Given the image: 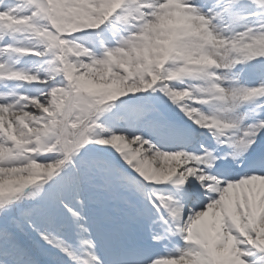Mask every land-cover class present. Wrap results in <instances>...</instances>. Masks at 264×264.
<instances>
[{"label": "rangeland", "instance_id": "374dc122", "mask_svg": "<svg viewBox=\"0 0 264 264\" xmlns=\"http://www.w3.org/2000/svg\"><path fill=\"white\" fill-rule=\"evenodd\" d=\"M0 3L3 7L0 10V16H2L1 13L11 12L8 19L0 20V31H7L12 25L18 28L17 25L22 24L19 28L23 32L36 37L21 47V53H11L8 59L0 61V80L6 79L4 83L12 89L13 86L18 88L21 80L29 87L33 85L32 82L37 84L35 75L38 73L61 79L52 99L53 103L52 100H48L47 103H22L20 109L14 111V115L9 114L8 118L27 117L28 119L19 120L16 129L13 125L9 128H0V147H2L0 171L18 170L13 176H0V182L7 181L6 185L0 187V205L20 195L24 188L48 179L55 185H63L62 188L65 190L64 185L69 181V176L58 174V170L64 166L66 157L77 145L89 144L93 147V151L100 155V159L104 158L105 161L106 157L112 156L121 165L126 164L125 166L130 170L136 172L140 170L143 162L142 160L137 161L140 155L135 156L132 149L125 152L120 151L119 155L112 153L118 145L114 138L115 126L112 127L108 123L109 117L113 116V107L143 111V118L148 120V124L156 123L158 128H161L164 122L161 119L163 114L153 108L147 110L142 105L143 101L146 102L143 96L146 90L156 100L163 97L168 99L171 98V94H175L174 90L168 87L162 89L155 86L159 72L164 71L161 62L167 61L171 56H177L176 52L180 55L186 53L187 61L191 60L190 68H198L201 65L200 70L203 67L206 70L205 64L201 61L203 58L201 54L204 49H207L205 44L214 42L212 31L220 28L214 19H211L213 22L211 28L208 25L202 26L200 19H190L191 15L186 17L181 9L171 2L167 3L168 7L164 11H155L154 18H149L150 14L146 17L141 16V13L137 11L138 5L132 3L131 0H0ZM258 4L264 8V0H259ZM118 5L124 7V13L123 11L117 12L116 6ZM227 12L230 31L240 30L241 37L239 36L234 43H228V47L220 50H218L219 46L214 44L212 50L205 56L206 60L212 59L222 66L224 63L220 59L221 54L226 52L228 56H230L229 53L235 55L242 45L244 48L241 49L240 55L246 53L249 55L247 57L241 55L240 59L250 58L252 57L250 54L264 50V36H256L255 39L249 37L254 29L264 30V10L259 12L260 15L251 24H244L241 20L237 21L238 18L231 11ZM120 14L129 18L132 25L138 27L139 30L135 37L131 35L129 40L121 42L119 46H110L107 36L106 39L102 37L105 32L104 26H108L109 16L119 17ZM36 22H43L42 28L32 26ZM52 25L64 35L52 31ZM92 28L95 29L90 30ZM96 29L98 30L94 31ZM93 33H100L99 36L103 41L101 44L97 39L91 40L89 36L94 35ZM23 51L26 53H22ZM2 53H0V58ZM29 54L35 56L32 57ZM16 55L23 57V62L28 65V69L30 65L34 64V66L27 71L14 70L13 65H8V61L10 62ZM160 78H163V75ZM20 87L23 90L26 86L22 84ZM0 90H3V87H0ZM183 95L184 92L181 93V98H184ZM121 97H137V99L133 103L128 100L125 103V101H119ZM178 100L181 102L180 98L175 102L172 101L174 112L182 119H191L190 116L196 113L197 108L186 109L180 103L178 104ZM101 103L105 104V109H98ZM39 108L44 110L45 114H37L36 110ZM199 115L207 119L206 112L199 111ZM93 157V155L80 153L75 154L74 160L83 161L84 165L85 162L93 164ZM150 157L151 154L142 156V158ZM158 164L160 167L166 166L163 162ZM93 169L96 172L101 169L105 171V165L100 164L94 166ZM104 171L101 176L104 175ZM154 171L155 168L151 169L149 174ZM110 175L108 174L107 178ZM112 177L116 178L113 173ZM82 178H85L84 175ZM156 182L159 183V181ZM96 184L101 186L99 187L101 192L110 190L105 183L97 182L94 185L97 186ZM49 185L47 189L51 187ZM115 186L119 187V184ZM50 191L36 190L31 198L52 205ZM94 192L96 193V190ZM149 194L151 195V192ZM59 196L61 200L56 195L57 201L61 204L65 201V197L63 194ZM115 198L118 199L117 196ZM233 199L234 197H232V203L235 201ZM263 199L261 202L264 205ZM158 200H163V198ZM159 201L158 204L163 207L162 210H165V204ZM221 202L224 203L227 200ZM118 206L116 205L113 211L116 216L122 217L124 214H121ZM22 209L24 208H19V212ZM156 210L161 218L165 219L164 213ZM150 211L153 215L155 214L151 209ZM7 218L10 220L9 215ZM2 219L0 216V227L4 224ZM11 223L10 221L7 224L11 225ZM51 225L54 228L57 226L55 222ZM248 228L246 229L248 232L239 235L240 238L237 237L234 247L249 255L252 251L249 252L246 246L248 244L257 249L260 255L251 254L252 256L241 258L239 261L246 264H264V244L260 241V236H257L260 235L256 233L258 227ZM227 232L223 230L219 234L227 237ZM187 239L186 249L197 245L192 238L187 236ZM212 242L206 246L210 252L216 245L213 238ZM239 242H242L244 246L238 245ZM4 250L11 252L8 248ZM234 251L236 255L237 250L234 249ZM212 254L209 260H212Z\"/></svg>", "mask_w": 264, "mask_h": 264}, {"label": "bare ground", "instance_id": "6f19581e", "mask_svg": "<svg viewBox=\"0 0 264 264\" xmlns=\"http://www.w3.org/2000/svg\"><path fill=\"white\" fill-rule=\"evenodd\" d=\"M43 80L45 81L44 83L36 85L33 88H31L29 91H26V93L24 94L26 96L24 97L23 102H28L29 98L32 99L30 103H36V102L37 103L38 102L47 103L48 100L53 99L54 94L58 90L57 86L60 85L61 79H58V78L54 79L50 75L44 74ZM222 84H225V82L222 81ZM52 88H54L55 91L53 93L48 92ZM9 98L10 99L8 101L7 100L8 98L6 99L4 96H0V113L14 110L18 107L19 104L11 105L13 103L12 102L13 98L12 97H9ZM50 102L48 104H50ZM186 102H187L186 100L183 101V103H186ZM52 103H53V100H52ZM1 105H4V106H1ZM36 112L37 114H45V111L42 110L41 108L37 109ZM27 119H28L27 117H18V118L17 117L16 118L3 117V118H0V128H5V127L9 128V126L13 125L16 129L18 127L17 124L19 120H27ZM114 132H115L114 138L118 145L115 147L112 153L119 155L120 151L125 152L126 150L132 149V151H134L135 153V156L140 155L137 161L142 160L143 165L141 166L140 170H138V172L142 175V178L145 179V183L147 185L152 186V184L155 183L156 181H159V182L165 181V183L168 185L169 183L173 182V184H175L177 187L182 188L181 186L182 183H180V179L178 178L176 179L174 177L171 178L174 175L173 173L176 169H178L179 167L183 168V166L181 165L183 161L181 159H179L177 156L161 155L155 149L148 148L143 143L138 142L137 139H132V138L127 139L124 134V131L120 129ZM126 133L129 134L130 131H127ZM116 149L119 151H117ZM1 150H2V147H0V151ZM149 154H151L150 158H142V156L149 155ZM161 162L166 163V166L165 167L158 166L159 165L158 163H161ZM154 168H155L154 173L149 174V171ZM17 172L18 170L0 171V176L2 175L13 176ZM188 179L199 181L201 180V177L195 178L193 176H190V178ZM260 179L261 181L264 182V175ZM69 181L71 182V180ZM6 184H7V181L6 182L2 181L0 182V187ZM241 184L243 185L233 186V189L227 188L224 191L221 197V200L222 199L228 200V203L222 204L219 201L216 203V205H213V204L208 205L209 203H212L213 200L211 196H209L210 194L204 195L203 193H201V189H200V194L196 197V199L189 200V203H193L194 206H197V210L202 209V211L200 212V214L194 215L193 219H189L192 222L191 228H193V230L191 228L187 229V233H191V235L189 234L190 238L195 240L197 245L195 247L194 246L189 247L188 249L184 248L183 252L181 253L177 251L176 254H179L180 256L177 258L169 259V260L167 259V253H165V251L164 252L154 251L153 253H151V257H157L159 259L151 261L150 264H213V263L214 264H246V263H243L242 261H239V258L236 256L247 257L249 256L247 253L246 255L245 253H242L243 251H240L239 253H237V255H235L234 253L235 252L234 249H236L234 245L235 243H237L235 240L237 239L236 236H238V232L236 231V229H234V227L226 228V230H228L227 232L228 240H227V237H225L223 234H219V232L223 230L222 228L224 226H227L229 224L232 225L231 220L228 218L230 211H231L233 213L232 218L236 219L235 221L237 223L236 227L240 229V231L242 232H247L245 230L249 227L248 225H252L254 221L258 222L259 225H258L257 233L260 235H257V236L258 237L260 236V241L264 244V205L262 204L263 202H261L262 200L261 198H264V185L257 186L255 182L253 183L245 182ZM199 186L203 188L204 186H206V183L200 182ZM236 187H240L243 193V197H238L237 200L234 203H232L231 199H232V196L235 195V190L237 189H234V188ZM77 188L79 189L77 184L71 183L70 184L71 193L67 195L70 201L69 205L72 203L70 206L74 208V213H76V211L78 212L76 214V217H77L76 219L78 220L76 224H77V228L80 229L79 234L83 235V231L85 232V230L88 228L87 227L88 223L82 218L84 216L83 214H85L84 213L85 208L83 207L84 203L79 201V199L76 200V197H74L78 195L79 191L76 192ZM170 192L171 191H167V193H170ZM175 198H179L181 200L185 199L182 191L180 194L175 193ZM220 203L223 205V208L221 207V209H225L223 211V216L221 218L219 217L220 212L217 211L216 209L218 208ZM233 204L234 205L239 204V207L237 208L238 213H236L234 209H231V207H233ZM76 205L78 206V209H76ZM166 205L168 207L170 206L169 203H166ZM178 205L179 207H177L176 213L174 216L175 224L180 223V216L181 214H183L184 209H185L184 207L185 205L183 202H178ZM247 207H249V210ZM234 208L236 209L235 206ZM212 209H215V210H212ZM241 209H244V211H240ZM68 211H69V207H68ZM171 211H172L171 209L166 210L164 212L165 214L164 217L166 218V215L168 214L169 219H170ZM70 214H71V207H70L69 216ZM240 219H244L241 222H246L244 227L238 226ZM67 233L68 232L66 230V234ZM212 238L214 239V242L216 245L213 247L214 248L213 251L210 252V250L206 249V246L210 243H213ZM78 244L80 245V248H84V245H83L84 243H82V240H80ZM63 245L65 248H67L66 252L70 254L71 251L69 249L73 245L72 241L67 240V243H64ZM238 245L242 246L243 243L239 242ZM246 246L248 247L249 245L247 244ZM73 249H74V246H73ZM249 252H250V249H249ZM211 253H213L212 260H209L211 258L209 257ZM250 253L253 256L255 254L260 255V252L256 249L254 251L252 250V252ZM207 254L209 255L207 256ZM92 263H93V259L90 260L89 264H92Z\"/></svg>", "mask_w": 264, "mask_h": 264}]
</instances>
